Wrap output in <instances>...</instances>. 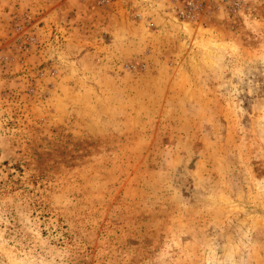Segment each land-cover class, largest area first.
I'll return each instance as SVG.
<instances>
[{
  "label": "rangeland",
  "instance_id": "obj_1",
  "mask_svg": "<svg viewBox=\"0 0 264 264\" xmlns=\"http://www.w3.org/2000/svg\"><path fill=\"white\" fill-rule=\"evenodd\" d=\"M0 264H264V0H0Z\"/></svg>",
  "mask_w": 264,
  "mask_h": 264
}]
</instances>
